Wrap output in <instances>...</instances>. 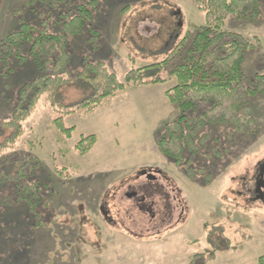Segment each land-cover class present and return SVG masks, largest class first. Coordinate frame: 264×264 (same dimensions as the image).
I'll return each mask as SVG.
<instances>
[{
  "label": "rangeland",
  "instance_id": "374dc122",
  "mask_svg": "<svg viewBox=\"0 0 264 264\" xmlns=\"http://www.w3.org/2000/svg\"><path fill=\"white\" fill-rule=\"evenodd\" d=\"M30 1L0 0V42L24 22L37 29L48 25L57 33L60 13L74 8L62 6L61 0L54 6L36 2L26 7ZM204 24L205 13L194 0H99L90 27L68 38L71 69L80 70L84 58L101 61L123 82L131 69L163 61L187 32ZM224 31L241 34L254 46L243 62L247 86L264 73V7L258 24L228 17ZM25 57L23 63L13 59L10 67L0 66V124L11 118L16 90L37 76ZM162 77V83L129 86L92 111L65 113V107L90 96L82 85L60 87L55 106L48 97L40 99L23 123V136L5 155L39 158L37 180L48 186L44 192L56 217L48 228H34L25 204L4 208L0 264H190L201 253L204 264H259L264 257V203L253 194L264 160V97H252L241 110L242 116L258 120L256 135L237 133L229 125L208 126L211 141L193 164L202 170L193 179L156 146L165 125L182 115L166 96L175 80L169 73ZM58 120L72 129L69 137ZM11 133L0 125V144ZM90 135L96 143L80 155L78 142ZM150 169L167 176V192H178L173 220L159 226L156 219L149 226L148 218L130 209L128 215L120 214L122 226L108 224L101 200L116 190L123 194L128 185L136 191L147 186L136 175ZM122 201V211L132 208ZM155 201L158 212L162 202L158 197ZM209 236L215 249L227 248L215 250Z\"/></svg>",
  "mask_w": 264,
  "mask_h": 264
},
{
  "label": "trees",
  "instance_id": "16d2710c",
  "mask_svg": "<svg viewBox=\"0 0 264 264\" xmlns=\"http://www.w3.org/2000/svg\"><path fill=\"white\" fill-rule=\"evenodd\" d=\"M98 1L61 0L62 6L74 4V8H64L60 13L61 28L57 33H52L48 25L37 29L24 22L0 42V66L10 67L13 59L23 63L27 54L37 72L36 77L16 90L11 118L0 124L12 130L8 139L0 144V213L4 208L25 204L34 219V228H48L56 217L46 199L48 186L37 180L41 162L30 154L5 153L23 136V123L40 99L48 97L52 106L57 105L58 90L64 85H82L91 92L77 104L65 107V113L71 114L92 111L129 86L162 83L166 81L162 76L169 73L175 85L166 96L178 105L182 115L165 125L156 146L162 155L193 179L196 172L202 171L193 168V164L211 141L208 126L229 125L240 134L259 132L258 120L242 116L241 110L252 97H264V73L257 74L244 86L243 62L254 46L243 35L224 31V25L228 17L258 24L264 0H194L205 13V24L193 34L187 32L163 61L131 69L123 82L101 61L84 58L80 70L71 69L68 38L81 35L90 27ZM36 2L57 5L56 0H31L26 7ZM56 124L70 136L72 129L63 128L59 120ZM95 143L94 135L82 138L77 145L79 154L88 153ZM262 168L264 160L259 164V169ZM208 242L214 246L210 236ZM217 247L214 249L227 248ZM203 259V253L196 254L190 264H204ZM259 264H264V257L259 259Z\"/></svg>",
  "mask_w": 264,
  "mask_h": 264
},
{
  "label": "flooded vegetation",
  "instance_id": "af4514ba",
  "mask_svg": "<svg viewBox=\"0 0 264 264\" xmlns=\"http://www.w3.org/2000/svg\"><path fill=\"white\" fill-rule=\"evenodd\" d=\"M142 172L143 171L138 172L136 178H145L146 182L144 183H147V186H145L146 184H143L139 187V191H136L131 188V185H128L127 190L123 192V194H120V192L116 190L111 193L112 195H108L107 193V195L101 200L100 211L104 215V219L108 224L112 226H122L123 222H119L120 214L123 212L125 215H128V213H131L130 209H135L141 213L142 216L148 218L149 226H151L156 219H159V226H166L173 220V212L176 211L174 204L177 205L178 203L179 205L180 202V200H178V192L172 188L171 191L173 194H171V192H167L166 189L163 188L165 187L163 183H167L168 178L161 170L150 169L147 170L144 175ZM148 174L154 176V179L148 177ZM258 177L259 174L256 179H258ZM133 193L135 196L130 198L129 195ZM255 196L256 194L254 192L253 199H255ZM155 197H158L162 202L160 211L158 212L156 210ZM122 199H126L128 202H131L132 208L127 209V212H124L126 209L120 206V203L123 202ZM261 201L264 203V200ZM108 203L113 205L112 208L115 211V215H111L112 205L109 208V206H107ZM123 209L124 211H122ZM183 213L184 211L181 210V215ZM181 215H179V219Z\"/></svg>",
  "mask_w": 264,
  "mask_h": 264
},
{
  "label": "water",
  "instance_id": "95a60500",
  "mask_svg": "<svg viewBox=\"0 0 264 264\" xmlns=\"http://www.w3.org/2000/svg\"><path fill=\"white\" fill-rule=\"evenodd\" d=\"M142 174H146V171H143ZM148 177L154 179V176L148 174ZM254 192L256 194V199L264 200V168L260 169L259 177L256 179ZM135 194H130L129 197L132 198Z\"/></svg>",
  "mask_w": 264,
  "mask_h": 264
}]
</instances>
